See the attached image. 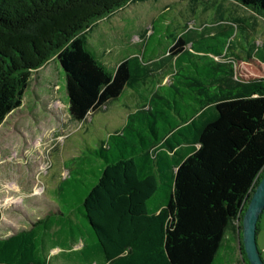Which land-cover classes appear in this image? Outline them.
Instances as JSON below:
<instances>
[{
    "label": "trees",
    "instance_id": "obj_1",
    "mask_svg": "<svg viewBox=\"0 0 264 264\" xmlns=\"http://www.w3.org/2000/svg\"><path fill=\"white\" fill-rule=\"evenodd\" d=\"M135 1L145 0H0V124L21 106L31 73L54 56L74 121L143 86V102L91 150L101 172L82 206L96 240L81 251L89 264H213L227 232L242 239L243 213L264 174V43L218 32L185 49L174 36L168 84L148 83L137 56L110 71L87 34ZM233 1L264 18V0ZM163 186L164 204L150 210ZM42 222L0 239V264H49Z\"/></svg>",
    "mask_w": 264,
    "mask_h": 264
},
{
    "label": "rangeland",
    "instance_id": "obj_2",
    "mask_svg": "<svg viewBox=\"0 0 264 264\" xmlns=\"http://www.w3.org/2000/svg\"><path fill=\"white\" fill-rule=\"evenodd\" d=\"M218 32H232L233 38L247 34L250 44L261 46L264 18L233 0L135 1L95 22L87 38L110 71L137 56L148 69L146 81L156 85L158 79L161 84L173 79L174 57L167 51L174 36H181L189 49L200 36ZM242 42L248 47L243 38ZM141 88L125 90L119 99L78 122L68 113L65 73L57 57L31 73L21 106L0 124V239L9 228L14 233L42 220L40 251L50 255L49 264H77L64 257L67 251L96 240L82 206L101 172V161L91 150L119 130L143 102L146 91ZM168 192L167 186L160 187L148 208L161 207ZM257 231L264 261V210ZM241 245L242 239L236 242L227 232L213 264H247Z\"/></svg>",
    "mask_w": 264,
    "mask_h": 264
},
{
    "label": "water",
    "instance_id": "obj_3",
    "mask_svg": "<svg viewBox=\"0 0 264 264\" xmlns=\"http://www.w3.org/2000/svg\"><path fill=\"white\" fill-rule=\"evenodd\" d=\"M264 210V174L259 179L242 217V245L249 264H264L257 246V224Z\"/></svg>",
    "mask_w": 264,
    "mask_h": 264
},
{
    "label": "crops",
    "instance_id": "obj_4",
    "mask_svg": "<svg viewBox=\"0 0 264 264\" xmlns=\"http://www.w3.org/2000/svg\"><path fill=\"white\" fill-rule=\"evenodd\" d=\"M101 60V59H100ZM1 220H2V215H1V219H0V222H1ZM21 229H29V228H27V227H21V228H19L18 229V231L19 230H21ZM8 230V232L7 233H5V234H3V233H1V235H3V237L2 238H7V237H9L10 235H12L13 234V232L11 231V230H14V228H9V229H7ZM257 235H258V231H257ZM233 238L235 239V241L237 242H239V237H237L236 235H235V237L233 236ZM90 244H88V243H86L85 244V248L86 247H88ZM83 247V246H82ZM81 247V248H82ZM81 248L80 247H78L75 251H72V250H69V251H67V253L65 254V258H72L73 260H75L76 261V263L77 264H89V262L91 261V257L90 256H88V255H86V252H84L85 251V248H84V250L83 251H81ZM262 254V253H261ZM50 255H47V258H48V260H49V257ZM54 257H56V256H54ZM262 257V256H261Z\"/></svg>",
    "mask_w": 264,
    "mask_h": 264
}]
</instances>
